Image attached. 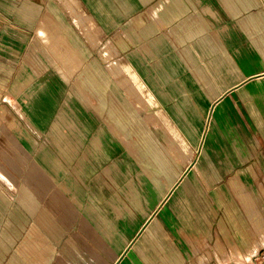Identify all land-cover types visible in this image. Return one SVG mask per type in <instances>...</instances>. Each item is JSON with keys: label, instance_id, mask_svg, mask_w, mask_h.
<instances>
[{"label": "crops", "instance_id": "obj_1", "mask_svg": "<svg viewBox=\"0 0 264 264\" xmlns=\"http://www.w3.org/2000/svg\"><path fill=\"white\" fill-rule=\"evenodd\" d=\"M263 233L264 0H0V264H264Z\"/></svg>", "mask_w": 264, "mask_h": 264}, {"label": "bare ground", "instance_id": "obj_2", "mask_svg": "<svg viewBox=\"0 0 264 264\" xmlns=\"http://www.w3.org/2000/svg\"><path fill=\"white\" fill-rule=\"evenodd\" d=\"M264 234V233H263ZM263 239V238H262Z\"/></svg>", "mask_w": 264, "mask_h": 264}, {"label": "rangeland", "instance_id": "obj_3", "mask_svg": "<svg viewBox=\"0 0 264 264\" xmlns=\"http://www.w3.org/2000/svg\"><path fill=\"white\" fill-rule=\"evenodd\" d=\"M264 253V252H263Z\"/></svg>", "mask_w": 264, "mask_h": 264}]
</instances>
